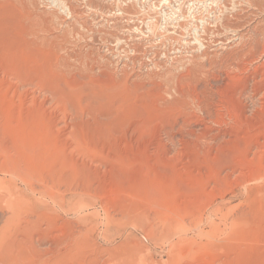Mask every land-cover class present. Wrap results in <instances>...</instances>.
<instances>
[{
  "label": "rangeland",
  "instance_id": "obj_1",
  "mask_svg": "<svg viewBox=\"0 0 264 264\" xmlns=\"http://www.w3.org/2000/svg\"><path fill=\"white\" fill-rule=\"evenodd\" d=\"M62 1L70 18L43 0H0L13 37L0 54V104L11 107L0 140L43 153L22 163L32 178L5 175L0 157V196L24 198L16 214L0 202V224L15 219L6 236L37 220L16 251L40 248L44 264H264V76L253 80L264 0H216L242 9L228 23L242 39L148 74L130 61L117 70L106 51L134 24L112 18L120 0ZM236 99L250 118H236ZM244 139L254 154L233 146Z\"/></svg>",
  "mask_w": 264,
  "mask_h": 264
},
{
  "label": "bare ground",
  "instance_id": "obj_2",
  "mask_svg": "<svg viewBox=\"0 0 264 264\" xmlns=\"http://www.w3.org/2000/svg\"><path fill=\"white\" fill-rule=\"evenodd\" d=\"M120 1H121V4L118 5V10H122V11H119V13L114 12V14H117V15L113 16L112 18H118V17L126 18L127 17L126 22L132 23V24L134 23V24H133V27H131V24H127L129 26H126V28L122 30V33L120 35H115L116 43L113 46L109 45L106 51L108 55H112V57L113 56L116 57L118 61L124 62V66H120V62L118 61L116 62L117 64L115 65L116 67H118L117 70H122V72L128 69V67H130L128 64L129 61L131 62L130 64L131 66L133 67H136L137 65L140 66L139 68L141 70H145L144 73L146 74L152 73V72H160V71H163L166 66H172L173 64H175V62L187 60V63H189L197 55L206 54L209 51L218 50L220 48L227 49L229 46L225 45L226 46L225 47L224 44L230 43V45L232 46V43L236 39H239V40L242 39V34H240L239 30L236 28H233L232 26L228 24L231 21V19H235L237 15L239 14V11L242 10L238 8V5L236 2L233 3V5L228 4V3H224V5L223 4L220 5L216 0H211V1L210 0H161L159 3L156 2L155 0H136L135 4L125 5L127 3V0H120ZM72 9L71 10L75 13L74 8ZM96 10L97 9H95V11ZM190 18H193L192 19L193 22L191 21ZM190 21L192 22V24H190ZM202 23L204 24V26L201 28ZM201 30L203 31L201 32ZM6 31H7V34L4 33L5 29L4 30L0 29V52H1V47L5 45V44L3 45V43H7L6 46H8V44L11 43L10 41L13 40V37L11 35L12 31L10 30V28H8V30ZM105 44L107 45L108 42L105 41ZM6 53L9 54L8 51ZM6 53L1 52L0 54L3 56V55H7ZM187 54H190V55L187 56ZM29 65H30V62L25 61L23 64H21V67H26ZM186 66L187 64L186 65L184 64L181 66V68L184 69V67ZM27 69L28 68H26V70ZM38 70L44 73L46 72L43 67H39L37 71ZM35 72L36 71L29 72L25 76L33 77ZM253 74H254L253 80L256 81L257 84H259V82L261 81V77L264 76V61L260 62V64L254 67ZM258 78H260V80H258ZM20 84H21V87H23L24 82L18 83L17 86H19ZM41 87L42 89L43 88L50 89V86L48 84H43L41 85ZM9 88L10 87L8 86V89ZM8 89L6 88V90ZM3 91H4V94L8 93L5 91V89ZM36 95H34L33 97L34 98L37 97ZM48 97L49 95H45V98L42 99V102L43 100L48 99ZM106 98H109V97L107 96ZM195 98L200 101L199 93H195ZM237 100L238 99L234 101L235 103L234 105L237 107L235 109L238 110L239 108V111L241 112L243 110V113H241V115H238L236 118H238V120H239V117L244 118V119L250 118L249 115H247V111L245 110L244 105L242 106L240 105V103L242 102L239 103ZM259 100H260V103L264 105V95L260 97ZM32 103L34 104L35 102L32 101ZM6 108L7 107L5 103L0 104V109L3 112L8 113L9 115V113L11 112V107H9L8 109ZM236 122L237 121H235V123ZM0 126L2 125L0 124ZM2 130H6L5 127H2ZM51 130L53 131L52 128ZM1 132L3 134L7 131L5 132L1 131ZM242 140H239L235 145L233 144V146L239 148V149L237 148L238 149L237 151L244 152L245 154L247 153L249 154L252 152L254 154L255 150L252 151L251 146H250L251 148L245 147V145L248 143H245L246 142L245 139H244V142H242ZM3 142H5V140L3 141L0 140V157L4 158V160L1 162L5 166H7L3 173L5 175L10 174L12 177H15L14 175H18L19 177L24 175L25 177L28 176L32 178L31 173H28L27 171H25L26 173H24V170H27V169L22 168V165H23L22 163L25 160H28V162H30V168H31L33 165H36L35 163L38 161L37 158L39 160H42L40 155L41 154L43 155V153H40V155L39 153L36 154V152L32 148H30L31 146L30 147L28 146L32 151L30 152L31 153L30 154L28 150L29 148H27L26 142L22 140H18V138L14 139L13 141L14 144L12 143L13 146L11 147L7 145V143L5 144ZM28 142H29V139H28ZM66 162L68 163V161L65 160L64 165L67 164ZM223 166H224V163H223ZM4 184L5 182L0 181V188H2ZM2 201L7 203V205L13 210V213L15 214L19 213L21 211L20 207L24 205L23 204L24 198L14 196L12 193H9L7 196H0V202ZM7 216L8 215H6V217ZM36 221L37 220L32 219L30 216L27 217V219L25 220V223L19 226L18 232H20V234L21 233L23 234L22 238L21 239L16 238L15 240L8 238L6 236V234H8V231L10 229H13L12 226L15 223V219L7 218V220L3 221L4 222L3 224H0V264H44L45 262L52 263L51 260L48 261L47 258L43 257V250L40 248L38 249V248L33 247V248H30L31 249L30 251L29 246H28V251L26 250V252L22 254L18 253L17 252L18 250L16 251L17 249L16 247L19 246L18 243H22V244L28 243V242L26 243L24 235H26V233L31 232L32 228L34 227L33 225ZM33 245L35 246L36 244H33ZM42 245H45V244L43 243ZM59 262L60 261H58V263Z\"/></svg>",
  "mask_w": 264,
  "mask_h": 264
},
{
  "label": "built area",
  "instance_id": "obj_3",
  "mask_svg": "<svg viewBox=\"0 0 264 264\" xmlns=\"http://www.w3.org/2000/svg\"><path fill=\"white\" fill-rule=\"evenodd\" d=\"M43 3H45L50 8H61V12L67 17L70 18L72 15V11L66 2L62 0H43Z\"/></svg>",
  "mask_w": 264,
  "mask_h": 264
}]
</instances>
